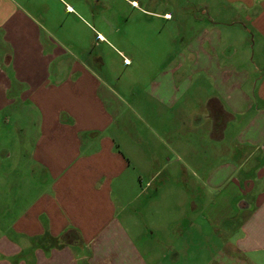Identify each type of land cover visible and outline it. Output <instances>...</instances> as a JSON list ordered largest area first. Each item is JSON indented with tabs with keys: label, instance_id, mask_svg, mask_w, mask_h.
<instances>
[{
	"label": "crops",
	"instance_id": "0c3cea01",
	"mask_svg": "<svg viewBox=\"0 0 264 264\" xmlns=\"http://www.w3.org/2000/svg\"><path fill=\"white\" fill-rule=\"evenodd\" d=\"M229 1L147 14L166 65L122 93L62 56L47 0H0V264H264V0Z\"/></svg>",
	"mask_w": 264,
	"mask_h": 264
},
{
	"label": "rangeland",
	"instance_id": "374dc122",
	"mask_svg": "<svg viewBox=\"0 0 264 264\" xmlns=\"http://www.w3.org/2000/svg\"><path fill=\"white\" fill-rule=\"evenodd\" d=\"M66 1H71L73 7L77 9L73 15L64 11L68 9ZM61 2L47 0L51 9L46 14V23L53 32L56 46L66 50L70 47L65 45L75 46V48L72 46L73 51L70 49L71 54L64 53L62 56L72 58L75 53L83 54L82 57L88 54V58L90 60L92 58L91 63L95 71L104 78L109 77L111 81H118L116 85L119 86L118 91L122 93H126L134 86V82L137 91L142 92L141 87L147 83L158 64L159 67L166 65L168 57L165 52L166 48L168 50L170 47L168 34L170 24L162 26V21H157L147 14H163L166 11L171 14H195L203 23L206 21L205 16L216 19L222 14H236L229 0H61ZM199 27L200 20L192 19L191 29L199 30ZM157 30H163V33L161 31L158 34ZM98 32L105 34L106 41L103 42L104 39L97 37ZM93 40H96V45L95 41L94 45L91 44ZM50 50L48 44V54ZM125 58L129 62L126 63ZM247 58L245 54L242 59L246 69L249 65ZM257 59L261 61L259 56ZM193 79L195 80L194 77ZM197 84L192 85L193 90L197 88ZM210 89L211 82H206L203 90ZM14 120L5 114L0 115V136L3 134L7 137L8 131L15 128ZM19 121L22 125L21 119ZM8 136V140L18 138L17 135L13 138H10V134ZM179 165L175 163V166ZM24 181V189L36 181L39 183L33 177H28L27 172L24 174Z\"/></svg>",
	"mask_w": 264,
	"mask_h": 264
},
{
	"label": "trees",
	"instance_id": "16d2710c",
	"mask_svg": "<svg viewBox=\"0 0 264 264\" xmlns=\"http://www.w3.org/2000/svg\"><path fill=\"white\" fill-rule=\"evenodd\" d=\"M215 103H216V100L215 99H211V101L209 103L210 108L215 109ZM218 119H220V120L219 121H216L215 123H216V125L220 126L219 124H221V122L223 120L222 119V116H219Z\"/></svg>",
	"mask_w": 264,
	"mask_h": 264
},
{
	"label": "built area",
	"instance_id": "2783aa9c",
	"mask_svg": "<svg viewBox=\"0 0 264 264\" xmlns=\"http://www.w3.org/2000/svg\"><path fill=\"white\" fill-rule=\"evenodd\" d=\"M69 10H72V8L68 7ZM166 17H171V14H166ZM97 37L102 38L100 34L97 35ZM125 62H129L127 58H125Z\"/></svg>",
	"mask_w": 264,
	"mask_h": 264
}]
</instances>
